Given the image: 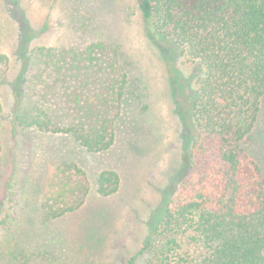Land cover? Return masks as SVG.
I'll list each match as a JSON object with an SVG mask.
<instances>
[{
  "label": "trees",
  "instance_id": "16d2710c",
  "mask_svg": "<svg viewBox=\"0 0 264 264\" xmlns=\"http://www.w3.org/2000/svg\"><path fill=\"white\" fill-rule=\"evenodd\" d=\"M138 8L154 39L201 71L177 105L184 143L176 187L138 255L147 264H264V174L245 146L264 118V0H138ZM31 38L25 30L10 84L14 124L69 134L91 153L108 150L128 84L117 48H29ZM7 62L0 56V83ZM120 181L102 171L96 191L113 195ZM51 188L42 223L79 210L89 183L61 170Z\"/></svg>",
  "mask_w": 264,
  "mask_h": 264
},
{
  "label": "rangeland",
  "instance_id": "374dc122",
  "mask_svg": "<svg viewBox=\"0 0 264 264\" xmlns=\"http://www.w3.org/2000/svg\"><path fill=\"white\" fill-rule=\"evenodd\" d=\"M25 30L33 36L29 48L83 49L95 41L117 48L128 84L108 150L91 153L69 134L14 124L10 84ZM2 55L0 264H147L138 252L181 167L177 105L188 101L200 69L154 39L138 0H0ZM245 146L264 174V118ZM61 170L73 181L86 177L89 191L79 210L42 223L40 204L54 195L51 182ZM105 170L121 179L108 197L96 191Z\"/></svg>",
  "mask_w": 264,
  "mask_h": 264
}]
</instances>
